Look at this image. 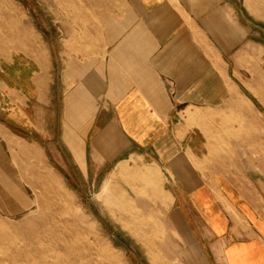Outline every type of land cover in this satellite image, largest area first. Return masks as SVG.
<instances>
[{"label":"crops","instance_id":"1","mask_svg":"<svg viewBox=\"0 0 264 264\" xmlns=\"http://www.w3.org/2000/svg\"><path fill=\"white\" fill-rule=\"evenodd\" d=\"M249 1L65 0L56 83L41 33L26 42L21 4L0 0V215L35 205L44 137L85 182L103 172L182 219L183 264H264V166L217 158L210 124L239 103L245 50H264Z\"/></svg>","mask_w":264,"mask_h":264},{"label":"rangeland","instance_id":"2","mask_svg":"<svg viewBox=\"0 0 264 264\" xmlns=\"http://www.w3.org/2000/svg\"><path fill=\"white\" fill-rule=\"evenodd\" d=\"M11 1H18L24 10L26 42L37 39L38 32L49 45L59 82L57 20L65 18L66 8L55 6L65 0ZM254 1L244 13L263 28L255 34L263 43L264 0ZM4 18L0 8V50L9 43L2 37L9 36L12 27L2 24ZM245 51L249 64L235 65L244 69L238 74L243 81L241 94L234 95L239 103L211 115L212 141L219 159L251 160L264 166V50L251 44ZM55 93L60 96V89ZM44 140L39 141L47 161L40 162L38 176L26 173L34 181L26 187L35 205L17 215H0V264H183L187 249L179 230L182 219L168 212L161 215L115 180L101 182L103 172L90 174L91 183L85 182L81 171L69 169V164L61 167L57 162L61 158L50 150L49 139ZM122 169L129 170L128 164ZM143 175L152 177L149 172Z\"/></svg>","mask_w":264,"mask_h":264}]
</instances>
